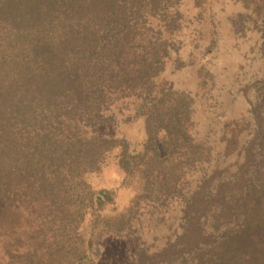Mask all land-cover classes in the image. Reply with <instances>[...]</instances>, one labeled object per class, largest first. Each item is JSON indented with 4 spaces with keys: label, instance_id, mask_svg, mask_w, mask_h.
Returning <instances> with one entry per match:
<instances>
[{
    "label": "trees",
    "instance_id": "1",
    "mask_svg": "<svg viewBox=\"0 0 264 264\" xmlns=\"http://www.w3.org/2000/svg\"><path fill=\"white\" fill-rule=\"evenodd\" d=\"M202 1L188 64L219 38ZM237 1L229 29L257 32L264 60V0ZM179 4L0 0V264H96L108 235L121 264H264V66L211 160L190 131L194 93L154 80L178 49ZM114 146L133 193L106 213L116 188L87 174Z\"/></svg>",
    "mask_w": 264,
    "mask_h": 264
},
{
    "label": "rangeland",
    "instance_id": "2",
    "mask_svg": "<svg viewBox=\"0 0 264 264\" xmlns=\"http://www.w3.org/2000/svg\"><path fill=\"white\" fill-rule=\"evenodd\" d=\"M208 1L210 10L218 23L219 38L214 50L205 59H199V56L194 53L193 64L187 63L189 51L196 52L191 42L199 38L198 26L195 23V12L198 6H194L193 0H180L179 8L185 22L175 35L178 40V49L171 51L165 58L154 80L158 85L172 86L194 93L196 100L190 131L198 141H201L206 156H210L212 160L217 151L216 148L223 147L222 139L230 135L231 125L243 120L247 107L246 95H250L247 86L261 73L264 60L257 49V32L247 31L244 35H238L229 29L227 16L242 8L240 2L237 0ZM200 4H204L202 0ZM176 57L183 61L184 65L174 66ZM198 63H203L206 71L210 73V76L206 77V84L202 87H198L197 84L198 79L201 78L196 69ZM233 130L243 133L241 129ZM117 151L115 146L108 149L103 154L98 168L88 172V179L100 173L102 168L107 170L111 167L108 173H113L111 177H113L114 185L117 183L116 180L119 183L121 175L115 162ZM235 155L236 150L225 157L219 154V162L223 164L221 166L235 162ZM118 187L115 202L113 205H107L104 212L111 213L119 210L131 197L133 191L130 188H123L119 185ZM122 247L124 245L117 237L108 235L102 242V253L96 264H121Z\"/></svg>",
    "mask_w": 264,
    "mask_h": 264
},
{
    "label": "crops",
    "instance_id": "3",
    "mask_svg": "<svg viewBox=\"0 0 264 264\" xmlns=\"http://www.w3.org/2000/svg\"><path fill=\"white\" fill-rule=\"evenodd\" d=\"M109 169H111V167L107 168V170L102 168L101 172L100 173L98 172L97 174L92 176V179H90L89 182L94 187H99V186L114 187V188H116V192H117L119 189V187H118L119 183L116 180V182L118 184L116 183L117 185L116 184L114 185V181L112 179L113 177H111V176H113V173H108ZM114 176H115V174H114Z\"/></svg>",
    "mask_w": 264,
    "mask_h": 264
}]
</instances>
